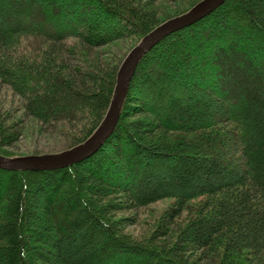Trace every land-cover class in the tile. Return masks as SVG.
I'll return each instance as SVG.
<instances>
[{"label":"trees","instance_id":"16d2710c","mask_svg":"<svg viewBox=\"0 0 264 264\" xmlns=\"http://www.w3.org/2000/svg\"><path fill=\"white\" fill-rule=\"evenodd\" d=\"M153 1L0 0V80L50 131L82 121L67 147L80 143L128 49L198 0ZM127 38L119 59L100 60L95 48ZM3 114L0 154L16 156L1 148L21 130L5 129ZM167 197L146 239L125 234L118 211ZM0 264H264V0H224L147 51L88 157L0 168Z\"/></svg>","mask_w":264,"mask_h":264},{"label":"rangeland","instance_id":"374dc122","mask_svg":"<svg viewBox=\"0 0 264 264\" xmlns=\"http://www.w3.org/2000/svg\"><path fill=\"white\" fill-rule=\"evenodd\" d=\"M186 2L187 0H155L152 2V5L153 7H159L161 10L163 6H167L168 9L170 8L173 10L174 7L180 8L184 6ZM131 44L132 40L130 38L121 39L97 47L95 48V51L100 55V60L103 63H110L119 59L118 57H120ZM196 95L203 99H207V93L205 92H196ZM0 112H6V114H3L7 119L4 122V128L6 125L5 129L9 130L10 127L14 126L13 122L17 121L15 129H19V131L21 130L11 145L1 148L4 151L17 153V155L53 153L64 150L68 148L69 140L75 138V136L77 137L80 130H82L80 129L81 125L84 124L82 121L77 122L76 124L72 121H69L68 123H58V125H62L63 127L73 128L70 135H64L58 130L50 131L46 125L41 123V121L24 112L21 108L18 95L14 94L5 83H2L1 80ZM140 118H143V116H140ZM74 129H77V131ZM72 134H74V136ZM173 202V198H161L146 206H134V208L120 210L116 213V217L126 218V221L121 225V228L124 229L125 234L131 239H146L156 229L157 224L162 220V216L170 211ZM186 218V214H183L177 223L180 225L182 221H186Z\"/></svg>","mask_w":264,"mask_h":264},{"label":"water","instance_id":"95a60500","mask_svg":"<svg viewBox=\"0 0 264 264\" xmlns=\"http://www.w3.org/2000/svg\"><path fill=\"white\" fill-rule=\"evenodd\" d=\"M224 0H198L186 11L172 16L146 32L124 55L116 71L115 84L106 112L92 133L80 143L53 153L5 156L0 154V168L5 170H46L65 167L95 152L112 133L121 112L131 78L144 54L168 34L201 19Z\"/></svg>","mask_w":264,"mask_h":264},{"label":"bare ground","instance_id":"6f19581e","mask_svg":"<svg viewBox=\"0 0 264 264\" xmlns=\"http://www.w3.org/2000/svg\"><path fill=\"white\" fill-rule=\"evenodd\" d=\"M110 136V135H109Z\"/></svg>","mask_w":264,"mask_h":264}]
</instances>
